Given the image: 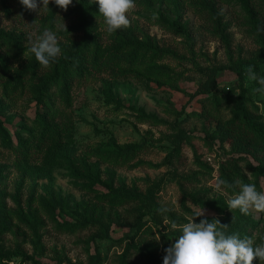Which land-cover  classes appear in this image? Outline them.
Listing matches in <instances>:
<instances>
[{
  "label": "rangeland",
  "instance_id": "1",
  "mask_svg": "<svg viewBox=\"0 0 264 264\" xmlns=\"http://www.w3.org/2000/svg\"><path fill=\"white\" fill-rule=\"evenodd\" d=\"M135 5L130 26L109 34L89 0H73L66 12L51 0L37 11L19 0L0 3V264H163L164 250L192 219H218L227 225L219 230L250 238L253 247L264 242V212L241 217L227 208L237 181H257L261 155L219 136L203 115V106L224 122L242 112L264 126V97L253 94L255 82L245 85L244 74L253 65L264 76L261 16L236 0ZM46 28L59 41L56 61L74 46L112 49L126 31L153 48L147 60L154 57L124 65L126 80L71 72L64 95L62 79L43 87L49 70L33 67L29 36L35 40ZM43 128L53 137L22 156L24 143ZM127 145L140 149L116 157ZM220 179L234 187L216 192ZM128 191L142 199L112 202ZM161 207L169 211L161 214Z\"/></svg>",
  "mask_w": 264,
  "mask_h": 264
},
{
  "label": "clouds",
  "instance_id": "2",
  "mask_svg": "<svg viewBox=\"0 0 264 264\" xmlns=\"http://www.w3.org/2000/svg\"><path fill=\"white\" fill-rule=\"evenodd\" d=\"M55 6L67 11L73 0H51ZM97 3L99 14L103 17L105 31L113 34L120 29L130 26L128 14L135 8V0H89ZM19 3L27 11L48 9L50 0H19ZM65 26V25H64ZM66 28V27H65ZM30 53L34 54L37 62L44 68L61 55V48L57 35L50 29H44L43 33L32 40L29 36ZM67 58V57H65ZM246 77L245 85L255 82L258 87L252 89L253 94L264 97V76L258 77L253 65H247L244 69ZM238 194L228 201L227 208L232 212L238 209L241 214L248 215L250 210L264 212V192H258L254 184H245L237 181ZM233 184L220 179L215 184V191L222 192L224 188H232ZM167 207H161L158 212H168ZM204 215V211L197 213L195 217ZM217 225H222L218 219L209 222L201 219L199 223L194 219L181 227L182 235L175 239L165 251L163 264H253L255 259L264 261V242L253 247L250 238H239L238 234L226 235L219 230ZM177 224L171 223V229L175 230Z\"/></svg>",
  "mask_w": 264,
  "mask_h": 264
},
{
  "label": "trees",
  "instance_id": "3",
  "mask_svg": "<svg viewBox=\"0 0 264 264\" xmlns=\"http://www.w3.org/2000/svg\"><path fill=\"white\" fill-rule=\"evenodd\" d=\"M9 1L10 0H0V3L7 7V3ZM236 1H240L242 4L241 6L246 10V12H249L250 9H254L261 16V22L264 24V0ZM120 37L122 42H117V44H115L112 49L100 51L97 48L87 46H74L72 48H65L63 50V52H65L61 60L52 62L50 67H42L37 62V60L33 67L37 68L41 66V68L49 70V76L45 75L44 77H41V79H43V87L55 79H62L63 82L60 86V92H62L64 95H67L69 90V81L75 77L70 73L73 72L75 75H78L83 69H91L94 71L107 73L115 80H126L128 77L127 73L129 72L127 70L122 72L124 65H127V68H133L136 66L137 61L139 65H145L150 63L149 61L153 60L154 55L150 57V60H147L145 53H152L153 48L150 46V44L143 45L138 43V41L135 40L132 32H123ZM138 53H142V56H137ZM136 75L139 77L138 74ZM45 91L46 90L43 92ZM43 92L41 90L40 93L37 94V98L41 97ZM204 108L205 107L203 106L204 117L207 119H212L216 123V133H218L219 136L227 138L228 140H231L246 149H254L261 155V158H258L260 164L257 169V181L254 182L256 190L260 189L258 179L264 180V126L253 121L242 112H240L234 120L224 122L217 112H214L213 110H204ZM0 135L2 136L1 139H4L5 132L3 131L1 125ZM51 137L53 136L48 134V130L43 128L42 135L39 138H29L27 142L24 143L25 147L21 150V155L25 156L26 152L28 151L41 149ZM139 149L140 146L138 145H127L116 153V157H121L122 159L126 160L128 156L136 154ZM54 162L55 158L51 155L49 157V161H47L45 165L48 174L51 173ZM117 194L118 193H115L112 198V202L114 201L116 205L121 204L128 199H142L139 194H136L133 191L123 192L120 196H117ZM235 213L240 214L241 217H245V215L241 214L240 211H235Z\"/></svg>",
  "mask_w": 264,
  "mask_h": 264
}]
</instances>
